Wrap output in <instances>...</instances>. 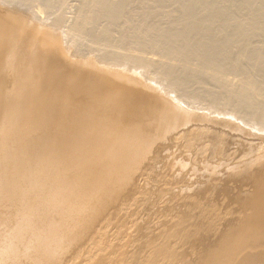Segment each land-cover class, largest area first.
<instances>
[{"label": "bare ground", "instance_id": "bare-ground-1", "mask_svg": "<svg viewBox=\"0 0 264 264\" xmlns=\"http://www.w3.org/2000/svg\"><path fill=\"white\" fill-rule=\"evenodd\" d=\"M208 129L253 156L207 168L241 217H196L206 249L178 264H264V151L244 146L264 136V0H0V264L89 245L147 160Z\"/></svg>", "mask_w": 264, "mask_h": 264}, {"label": "rangeland", "instance_id": "rangeland-1", "mask_svg": "<svg viewBox=\"0 0 264 264\" xmlns=\"http://www.w3.org/2000/svg\"><path fill=\"white\" fill-rule=\"evenodd\" d=\"M214 131L200 132V144L194 142L196 133L188 134V141L175 136L169 149L172 151H164L160 159L152 157L146 161L136 178L133 198L119 208L117 219L110 225L104 222L112 210L108 209L95 224L97 227L93 226L92 232L89 229L93 235L89 245L77 248L83 243L77 240L65 253L58 252L60 257L56 255V261L48 258L44 264H178L182 260L194 263L208 240L196 217L202 215L204 220L217 225V232L221 223L241 217L233 200L240 188L233 180L224 181L223 171L210 172L207 168L243 163L253 157H248L243 146L232 144L220 152L217 144L205 143L215 136ZM219 137L226 143L235 139L225 133ZM255 138L245 140L244 146L251 144L259 156L264 151V136ZM182 163L199 169L192 172ZM188 208L194 218H187Z\"/></svg>", "mask_w": 264, "mask_h": 264}]
</instances>
